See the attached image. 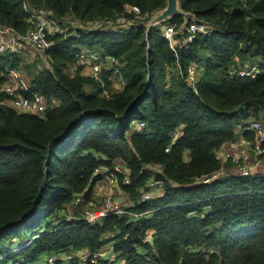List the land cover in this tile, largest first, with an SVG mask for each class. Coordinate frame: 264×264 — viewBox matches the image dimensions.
I'll use <instances>...</instances> for the list:
<instances>
[{"label": "trees", "instance_id": "16d2710c", "mask_svg": "<svg viewBox=\"0 0 264 264\" xmlns=\"http://www.w3.org/2000/svg\"><path fill=\"white\" fill-rule=\"evenodd\" d=\"M26 1L59 23L118 16L125 22L47 33L49 66L32 71L21 89L43 94L41 113L6 101L4 72L17 68L21 50L0 52V264L81 247L89 252L82 261L72 255L41 264H108L100 256L90 260L106 243L120 264H264V173L211 177L220 167L216 149L239 134L252 138L249 118L264 124V0H176L179 10L168 20L182 25L195 18L206 30L183 40L182 27L173 48L155 25L123 10L134 4L150 14L166 0ZM27 14L22 0H0L1 24L22 31ZM80 46L116 58L117 68L103 72L121 77L118 89L104 95L79 64L68 69ZM234 57L259 69L231 72ZM190 60L201 69L193 87L182 74ZM136 119L144 121L141 128L132 126ZM115 158L127 173L114 167ZM103 173L114 174L130 202L121 213L88 221L70 202L75 194L81 203L91 200ZM150 177L160 180L161 192L142 198ZM46 215L53 221L41 226Z\"/></svg>", "mask_w": 264, "mask_h": 264}, {"label": "built area", "instance_id": "2783aa9c", "mask_svg": "<svg viewBox=\"0 0 264 264\" xmlns=\"http://www.w3.org/2000/svg\"><path fill=\"white\" fill-rule=\"evenodd\" d=\"M22 4L28 10L27 27L24 30L19 31L9 24L0 23V52L22 50L27 47L33 48L39 52H44L45 48L50 46L52 43V40L47 37V33L54 31L62 32L64 28L67 29L68 24H71L72 26L78 25L82 28H88L91 26H97V24H101L96 19L77 21L74 18L59 23L47 17L46 14L40 9L28 7L26 0H22ZM123 10L126 12H131L133 16L132 19H145V22L149 20L156 11L154 10L150 14L141 13L138 7L134 4H125ZM103 19L104 22L102 23L108 22L109 25L114 26L119 23L123 24L125 22L122 16H118L114 21H108L105 17ZM154 25L159 29L160 34L166 38L171 48H173V44L177 42L176 34L182 27L185 30L183 40H189L195 32L206 30L204 22L195 18L190 19L184 24V26H178L175 22L169 20H158ZM80 52L76 54L78 56H76L75 62L72 63L73 66L69 67V70L72 71L74 66L79 64L81 66V70H85L89 77L99 82V84L102 86V94L107 95L109 90L105 88V82H102L103 78L101 77L100 71L102 67L108 68V65L109 67L116 69V58H114L113 55L103 53L102 51L91 50L81 53ZM243 65L244 64L242 63H235L234 65L230 66L229 69L231 72L249 75L254 74L259 69L258 65L255 63H248L247 66ZM196 69H198L196 62L189 61L184 71H182L184 81L192 87L194 86V81L197 78ZM4 75L5 78L1 83V89H3L6 94H8L7 100L9 104L19 111L41 113L45 106V98L41 92L36 90H32L28 95L22 92L21 89L28 88V81L22 75V72L15 67H9L5 70ZM103 89H106V91ZM132 124L134 128H141L144 124V121L142 119H136ZM246 126L253 132L252 150L254 155L251 157V160H248L246 164L241 163L239 165L240 174L254 173L256 172L257 167L261 166V164L264 162V124L259 118L251 117L247 120ZM177 134L178 131L175 128L171 131V139ZM164 149H167V146H165ZM226 155L228 157L230 156L229 158L234 163H240V161L242 162L245 159V155L233 154L230 151H227ZM216 174H218V172L212 174L211 177L215 176ZM107 178L109 181L116 180V177L112 173H108ZM127 180V176L124 175L123 181ZM154 185L160 186V180L150 178L145 181L146 188L142 191L141 197L144 198L152 196L150 188H153ZM70 203L73 205L81 204L80 194H75ZM108 210L117 213H121L124 210L121 206H118L113 200H111L110 193H108L106 196L102 195L101 206L97 208V210L90 209L88 206H83L81 208L82 216L88 221L96 219ZM96 211L97 214H95ZM145 211L146 210L129 211L128 214L131 217H136L140 214H144ZM99 251H94L90 254L91 261H96V256H99L100 254ZM45 255V261L51 263L56 258L65 259L71 257L72 255H76L78 259L83 260L89 255V252L87 248L81 247L78 249H71L66 252L49 251L46 252ZM108 258L109 260H112L113 255H109ZM120 262H117L116 264H120Z\"/></svg>", "mask_w": 264, "mask_h": 264}, {"label": "rangeland", "instance_id": "374dc122", "mask_svg": "<svg viewBox=\"0 0 264 264\" xmlns=\"http://www.w3.org/2000/svg\"><path fill=\"white\" fill-rule=\"evenodd\" d=\"M127 9V8H126ZM63 20H65V19H63ZM98 21L100 22V23H102V22H104V19L103 18H99L98 19ZM179 26V25H178ZM180 26H182L181 24H180ZM82 28V27H81ZM74 30V29H73ZM68 31L69 30H67L66 28H64V30L62 31V34L64 35V34H66V33H68ZM52 33V32H51ZM91 50H96V51H102L101 49H99V48H96V47H91V48H88V47H86V46H80L79 47V51L78 52H85V51H91ZM77 52V53H78ZM80 52V53H81ZM19 54H20V56H21V59H20V61H19V63H18V65H17V69H19L21 72H22V75L25 77V79L26 80H28V78H29V74L32 72V71H34V70H36L37 68H41V67H43V66H49V61H48V57H47V55L45 54V52H39V51H37V50H35V49H33V48H29V47H27V48H24V49H22L20 52H19ZM76 56H78V55H76ZM234 60H236V63L237 64H240V61L236 58V57H234ZM190 61H194V62H196V64H197V68L199 67V65H198V62L197 61H195V60H190ZM74 63V62H73ZM242 64H244L243 66H247L248 65V63H250V60H248V59H245V60H243V62H241ZM27 64V68H25L24 67V65H26ZM71 66H73V64L72 63H70L69 64V66L68 67H71ZM108 67H109V65H108ZM104 68H106V67H104ZM104 68L102 67L101 68V71H100V74H101V77L103 78L102 79V82H105V84H107V87L105 86V84H104V86H105V88L107 89V90H109V91H113V90H116V89H118L120 86H121V84H122V79H121V77L120 76H118V75H115L114 74V72H107V74L105 75L104 74ZM69 69V68H68ZM200 72H201V69H196V76L197 75H199L200 74ZM83 73L84 74H87L86 73V71L85 70H83ZM88 75V74H87ZM93 79V78H92ZM95 80V79H94ZM106 89H103V90H105L106 91ZM249 148V147H248ZM248 153L251 155V156H253L254 155V152H253V150H252V147L251 148H249V151H248ZM262 155V154H261ZM227 156V155H226ZM230 157V156H229ZM225 158V160H227L228 159V161H226V165H229L230 164V158ZM248 162V160L246 161V162H244L245 164ZM260 166L259 167H257V171H260ZM261 172V171H260ZM221 174V173H220ZM153 192H155L156 190V192H158V189H156L155 187H153L152 189H151ZM108 194V192H105V193H103V194H99L98 196H96V199H93V200H90V202H82L81 204H78L76 207L77 208H82L83 206H88V207H90V209H93V210H97V208H99L100 206H101V202H102V195H107ZM110 196H111V200H113L114 201V203H116L118 206H123L124 204H121L120 202H118L114 197H113V195H112V193L110 194ZM78 210H80V209H78ZM95 214H97V211L95 212ZM53 221V219H52V216L51 215H46V216H44V218H43V220H42V222H41V226H43L45 223H47V222H52ZM13 238V237H12ZM15 239V236H14V238H13V240ZM17 242H18V240H17ZM16 244H18V243H15V244H10L9 245V249L10 250H15V248L17 247L16 246ZM109 245L107 244V247H108ZM105 251H107L108 253H110L109 255H113V259L108 263V264H116L117 262H119V260L118 259H116L115 258V254L113 253V251L111 250V247L109 246V249H107V250H105ZM46 252H42V253H40V254H38L37 255V257L34 259V260H32V262L31 263H28V264H41V263H43V262H46L45 261V259H46ZM103 255V254H102ZM108 255V256H109ZM108 256H107V259L109 260V258H108ZM80 260V259H79ZM80 261H82V260H80ZM121 261V260H120Z\"/></svg>", "mask_w": 264, "mask_h": 264}, {"label": "crops", "instance_id": "0c3cea01", "mask_svg": "<svg viewBox=\"0 0 264 264\" xmlns=\"http://www.w3.org/2000/svg\"><path fill=\"white\" fill-rule=\"evenodd\" d=\"M81 72H83V70H81ZM6 101L8 100L6 99ZM252 139L253 137L250 139H246L242 135L239 134L238 137L233 141H224L216 149V155L218 156V159L220 161V167H219L218 173H221V174L239 173V165L241 163L246 162L247 160H251L252 156L248 153V151H249V148L252 147ZM227 151H230L233 154L245 155L244 161L242 162L240 161V163H234L232 160H230L231 161L230 164L226 165V161H228V159L225 160L226 157L228 158V156H226ZM146 165L150 168L158 169L157 165H152V164H146ZM114 167L119 169L123 173H127L128 171V168L125 166L124 162L119 158L114 159ZM260 167H261L260 171L264 173V162L261 164ZM104 169L105 168L101 166L97 170L103 171ZM107 174L108 173H103L102 176L94 182L92 192H91V200L96 199V196H98L99 194L108 192L110 194L112 193L113 197L121 204H124V205L129 204L130 200L127 196V193L119 187L116 180L109 181L107 178ZM154 187L158 189V192H156L157 190L153 192L151 190L152 188H150L152 194L153 195L159 194L161 192V187L158 185H154ZM107 244L109 245V243L104 244L99 251L100 252L99 256L101 258L107 259V256L110 254L107 251H105L109 249V246L107 247Z\"/></svg>", "mask_w": 264, "mask_h": 264}, {"label": "water", "instance_id": "95a60500", "mask_svg": "<svg viewBox=\"0 0 264 264\" xmlns=\"http://www.w3.org/2000/svg\"><path fill=\"white\" fill-rule=\"evenodd\" d=\"M178 10L179 9L177 7L176 0H166L165 5L160 9H156V11L151 16V18L146 21V24L153 26L156 23V21H158V20L159 21L168 20V18L170 17V14L172 12L178 11ZM183 24H185V23H183Z\"/></svg>", "mask_w": 264, "mask_h": 264}]
</instances>
